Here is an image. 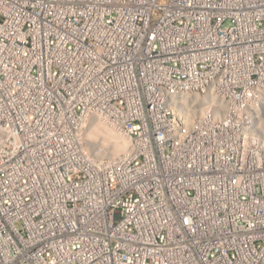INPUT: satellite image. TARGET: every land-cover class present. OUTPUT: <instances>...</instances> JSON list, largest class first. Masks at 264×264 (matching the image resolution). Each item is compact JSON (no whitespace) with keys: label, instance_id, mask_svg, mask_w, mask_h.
Returning a JSON list of instances; mask_svg holds the SVG:
<instances>
[{"label":"built area","instance_id":"obj_1","mask_svg":"<svg viewBox=\"0 0 264 264\" xmlns=\"http://www.w3.org/2000/svg\"><path fill=\"white\" fill-rule=\"evenodd\" d=\"M0 264H264V0H0Z\"/></svg>","mask_w":264,"mask_h":264},{"label":"bare ground","instance_id":"obj_2","mask_svg":"<svg viewBox=\"0 0 264 264\" xmlns=\"http://www.w3.org/2000/svg\"><path fill=\"white\" fill-rule=\"evenodd\" d=\"M110 128V126H104V124L100 123L93 125L88 132L87 140L89 145L96 149L104 151V145L108 146L109 148L105 155L111 158H116L127 152L130 144L127 139ZM102 154L104 155V152H102Z\"/></svg>","mask_w":264,"mask_h":264},{"label":"rangeland","instance_id":"obj_3","mask_svg":"<svg viewBox=\"0 0 264 264\" xmlns=\"http://www.w3.org/2000/svg\"><path fill=\"white\" fill-rule=\"evenodd\" d=\"M111 129V128H110Z\"/></svg>","mask_w":264,"mask_h":264}]
</instances>
